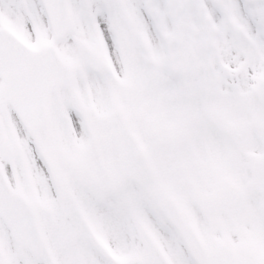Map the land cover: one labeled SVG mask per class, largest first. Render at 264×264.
<instances>
[{"label": "snow or ice", "instance_id": "6c2138e0", "mask_svg": "<svg viewBox=\"0 0 264 264\" xmlns=\"http://www.w3.org/2000/svg\"><path fill=\"white\" fill-rule=\"evenodd\" d=\"M0 264H264V0H0Z\"/></svg>", "mask_w": 264, "mask_h": 264}]
</instances>
